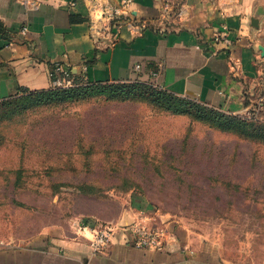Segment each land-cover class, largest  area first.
I'll list each match as a JSON object with an SVG mask.
<instances>
[{
    "label": "rangeland",
    "instance_id": "1",
    "mask_svg": "<svg viewBox=\"0 0 264 264\" xmlns=\"http://www.w3.org/2000/svg\"><path fill=\"white\" fill-rule=\"evenodd\" d=\"M160 1L177 19L186 0ZM139 84L0 103V246L113 228L136 201L231 264H264V142L172 114Z\"/></svg>",
    "mask_w": 264,
    "mask_h": 264
},
{
    "label": "crops",
    "instance_id": "2",
    "mask_svg": "<svg viewBox=\"0 0 264 264\" xmlns=\"http://www.w3.org/2000/svg\"><path fill=\"white\" fill-rule=\"evenodd\" d=\"M131 1L148 27L141 35L124 27L108 48L92 38L82 0H41L35 9L0 0V103L50 89V71L62 63L89 84L141 82L225 114L259 110L264 118V0H186L177 19L163 15L160 0ZM223 31L229 43L215 41ZM142 208L136 201L124 208L111 243L99 253L91 246L93 227L86 226L0 246V264H231ZM148 222L164 231L160 250L132 243L131 226Z\"/></svg>",
    "mask_w": 264,
    "mask_h": 264
},
{
    "label": "built area",
    "instance_id": "3",
    "mask_svg": "<svg viewBox=\"0 0 264 264\" xmlns=\"http://www.w3.org/2000/svg\"><path fill=\"white\" fill-rule=\"evenodd\" d=\"M86 6L90 33L96 43L107 42L108 48H112L119 40L122 29L129 28L134 35H141L147 29V22L138 19L133 14L131 8V0H123L118 5L111 4L105 0H82ZM23 4L30 9L39 7L41 0H22ZM164 16L171 15L172 8L168 5L161 9ZM180 13V12H179ZM28 28L25 27L23 32L26 33ZM215 41H224L229 43L227 33L225 31L218 33L215 36ZM140 65L136 69H140ZM77 77L72 69L62 63L55 64L50 71L51 88L53 89H68L73 88L77 84ZM84 79V78H83ZM259 110H251L244 116L250 120H258ZM87 226L93 227V239L91 246L94 253L103 251L114 235V228L95 227L91 224ZM86 227V226H85ZM134 232L133 245L139 249L160 250L163 247L164 231L160 227L146 223H135L131 226Z\"/></svg>",
    "mask_w": 264,
    "mask_h": 264
},
{
    "label": "trees",
    "instance_id": "4",
    "mask_svg": "<svg viewBox=\"0 0 264 264\" xmlns=\"http://www.w3.org/2000/svg\"><path fill=\"white\" fill-rule=\"evenodd\" d=\"M119 85L123 83L112 84H89L83 78L77 77V84L73 88L68 89H53L39 91V92H23L19 96L1 103H7L17 98L25 101V106H38L53 99L69 100L75 97L76 94H82L84 91H100L109 92L114 91L112 85ZM137 87L143 91L148 98L152 100L156 106H160L168 112L176 115H189L195 119L210 120L223 128H228L230 131L238 132L246 138L264 142V124H258V121H251L240 118L239 116H229L213 108H209L203 104L191 101L185 98L178 97L165 90L154 88L153 85L141 83ZM264 123V122H263Z\"/></svg>",
    "mask_w": 264,
    "mask_h": 264
}]
</instances>
